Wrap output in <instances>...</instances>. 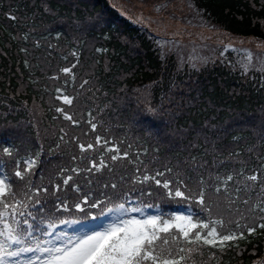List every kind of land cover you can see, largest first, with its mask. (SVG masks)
<instances>
[{
  "label": "trees",
  "instance_id": "obj_1",
  "mask_svg": "<svg viewBox=\"0 0 264 264\" xmlns=\"http://www.w3.org/2000/svg\"><path fill=\"white\" fill-rule=\"evenodd\" d=\"M113 2L0 0L4 218L18 231L25 219L33 227L91 220L127 193L161 206L160 217L190 206L198 224L219 221L220 235L237 236L189 244L171 228L160 234L170 244L157 242L172 250L168 258L264 264V50L222 48L228 39L264 43V0H185L180 14L195 16L190 23L223 32L189 70L174 47L182 33L163 41ZM196 231L206 235L197 228L190 239Z\"/></svg>",
  "mask_w": 264,
  "mask_h": 264
},
{
  "label": "snow or ice",
  "instance_id": "obj_2",
  "mask_svg": "<svg viewBox=\"0 0 264 264\" xmlns=\"http://www.w3.org/2000/svg\"><path fill=\"white\" fill-rule=\"evenodd\" d=\"M249 60L251 55L249 54ZM247 70V66H245ZM64 72H69L70 69H63ZM66 103H71L70 98L63 97ZM58 111H63L58 109ZM65 119L71 120L72 117L65 114ZM95 128V125H92ZM99 143V138H97ZM93 145H87V148H92ZM84 149V145H81ZM8 152V149H3ZM126 155V154H125ZM116 159V157H113ZM34 161L29 163V167ZM17 177L23 178L20 171L15 173ZM147 179V177H146ZM228 179H232L228 177ZM250 179L255 180L256 177L252 176ZM67 183V181H65ZM160 183L159 180L156 181ZM164 188H168V183L163 184ZM10 191L9 186L5 184L4 180H0V197H3L6 192ZM169 195H172L169 192ZM176 197H183L184 192L177 189L175 191ZM203 194L201 193L200 203L203 204ZM96 206V205H93ZM10 207L8 204H3L4 211H0V264H12L7 258L18 257L22 253H41L44 255H35V258L28 257L26 264H181L185 259L180 256L179 260L168 258L172 255V250L168 247H162L158 241H162L164 246H168L170 241L161 237V233H169L173 227L179 229V233L189 244H199L216 246L219 243L221 246L225 242L237 239V236L220 235L215 227L219 221L211 222L213 226L210 227L209 223L196 224L192 222L191 216H176L174 223L170 221L161 222L160 217L152 216L148 219H131L123 220L113 225H110L102 232H94L91 235H86L83 238H77L75 241L69 240L67 244L62 246H54L51 248H41L39 242L35 247L24 246L27 240L32 237V224L27 219L23 224L27 226L26 231H18L17 228L4 218L7 209ZM80 208V205H76ZM120 211L124 214L129 212H140L139 208H126L123 204L118 205L116 209H108V211ZM31 215V214H29ZM51 227V225H49ZM264 229V224L259 225ZM209 229L206 235L202 236L200 231L195 232L194 238L190 239V233L193 229ZM255 229L249 227L248 232H254ZM239 238H243V233ZM176 237H173V242ZM19 245L20 247L13 249V246ZM178 252H184L183 248L177 249ZM188 251H191L189 249ZM20 264V262H16Z\"/></svg>",
  "mask_w": 264,
  "mask_h": 264
},
{
  "label": "rangeland",
  "instance_id": "obj_3",
  "mask_svg": "<svg viewBox=\"0 0 264 264\" xmlns=\"http://www.w3.org/2000/svg\"><path fill=\"white\" fill-rule=\"evenodd\" d=\"M113 2L116 4L120 10H132L136 11L135 14H129L134 20L139 23H144L154 34L156 33L159 39L166 41L165 35L176 36L183 34V38H178L177 40L185 41L184 44H180L175 46L177 42H174L175 52L178 57V64L184 63V68L188 69V67L196 66L207 54V46L204 44L207 41L219 43L222 41L221 35L223 32L220 29L209 27L206 25H193L190 22L196 21V17H190L192 20H187L188 16L181 15V11H183L185 7V0H162L158 2H146V3H138L137 6L133 5L136 3V0H115ZM161 7V8H160ZM194 27H191L190 25ZM190 30H194L191 32ZM196 30V31H195ZM191 32V33H189ZM165 34V35H164ZM186 36V39L185 37ZM176 40V39H175ZM228 39L223 43V49H231L230 47L239 46L237 48H258L264 50V43L252 41V39ZM180 41V42H181ZM161 42V41H159ZM188 42V43H187ZM236 48V47H233ZM179 67V65H177ZM152 216H158L151 212H146L143 214H134L131 213L128 216H121L119 218H115L111 221H103L100 226L95 229H92L87 232H73L68 233L63 241L57 243L51 247L62 246L63 244H67L69 240L75 241L77 238H83L86 235H91L94 232H102L110 225L118 223L123 220L131 219L135 217L136 219H148ZM176 216H191L187 210L177 209L170 214L163 215L160 217L161 222L170 221L175 222L174 218ZM192 222L198 224L193 217ZM213 225H210V227ZM173 229L179 231V229L173 227ZM209 229H206V233ZM223 235H232L231 234H223ZM35 258V257H34ZM33 258V259H34ZM26 258H16V260H12V264H16V262H20V264H26Z\"/></svg>",
  "mask_w": 264,
  "mask_h": 264
}]
</instances>
